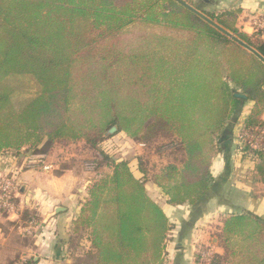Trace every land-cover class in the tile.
<instances>
[{"label":"trees","instance_id":"obj_1","mask_svg":"<svg viewBox=\"0 0 264 264\" xmlns=\"http://www.w3.org/2000/svg\"><path fill=\"white\" fill-rule=\"evenodd\" d=\"M203 13L264 55L260 33L239 32L228 14ZM248 101L243 131L260 138L259 148L238 151L264 183V64L208 22L175 0H0V154L47 159L65 141L83 142L94 168L111 165V175L88 187L74 224L95 264H167L171 233L147 191L142 158L135 168L124 155L116 161L108 143L171 140L185 159L163 167L153 184L171 207L200 206L217 191L212 165ZM24 216L39 220L34 211ZM218 236L224 255L210 264H264L258 217L232 214ZM84 259L78 264H90Z\"/></svg>","mask_w":264,"mask_h":264},{"label":"crops","instance_id":"obj_2","mask_svg":"<svg viewBox=\"0 0 264 264\" xmlns=\"http://www.w3.org/2000/svg\"><path fill=\"white\" fill-rule=\"evenodd\" d=\"M196 6L202 13L230 15L234 28L247 36L253 35V18L264 14V0H196ZM228 16L225 18L230 20ZM253 108L252 101L243 104L226 127L228 141L212 165L213 177L221 185L214 183L217 191L208 202L171 207L163 196L161 206L176 225L165 250L167 264H210L214 255H224L218 235L232 214L249 213L264 222V183L255 162L237 150L236 140ZM29 155L33 154L26 150L19 156L0 154V179L11 178L17 189L15 210L0 211V264H11L18 258L33 259L34 264H75L93 254L87 235L74 232L88 187L80 185L82 178L72 170L58 172L59 165L54 162H50L55 166L51 171L25 169ZM43 159L49 164L46 156ZM27 211L38 213L39 220H25ZM199 249L210 256L198 260Z\"/></svg>","mask_w":264,"mask_h":264},{"label":"rangeland","instance_id":"obj_3","mask_svg":"<svg viewBox=\"0 0 264 264\" xmlns=\"http://www.w3.org/2000/svg\"><path fill=\"white\" fill-rule=\"evenodd\" d=\"M211 13L212 12H208ZM237 140V150L239 148H242L243 150L245 147L241 143L239 137ZM129 144H132L133 147H130ZM148 145L144 146L141 144H135L134 143H127V140L123 137H116L114 141L109 142L107 147L109 150L112 148L115 153L114 157L116 161L119 160L121 155H124V158L129 159L132 162V167L135 168L137 164V159L140 157L142 158L141 167L146 170V175L144 176L143 180L145 181L148 188L149 195L156 200L157 202L160 201V204L163 203V195L162 192L158 193L160 189L155 188L157 186H153V188L150 189V186L153 184V178L156 174H159V172L162 170L163 167H165L168 164H176L181 167L182 162L185 159V155L182 152H176L175 146L172 143L171 140H162L157 141L150 145V143H147ZM135 146V147H134ZM112 149V150H113ZM92 150L85 146L83 142H71V141H65L64 143H61L60 145L56 146L54 148V151L52 154L48 157L49 164L53 165L58 164V172H61L62 170L65 171L64 168H68L73 171V174L76 176H79L80 179V185H83V188L89 187L97 178L101 176H108L111 175L112 169L111 165L107 166L106 164L93 168L96 164L93 163V154ZM47 161V162H48ZM50 164V165H51ZM93 165V166H92ZM145 165V166H144ZM44 164H25V169H32V168H40L44 170ZM140 168V166L138 165ZM55 168V166H52V169L48 170L51 171ZM47 171V170H44ZM139 176V174H137ZM82 176V177H81ZM9 178V177H6ZM11 179V178H10ZM12 180V179H11ZM14 181V180H13ZM88 182V183H87ZM16 194L17 189L14 193V199L16 203ZM4 212V211H3ZM2 213V212H1ZM5 213V212H4ZM170 219V217H169ZM171 219H174V217H171ZM170 219V220H171ZM34 219H31V222H33ZM179 226V225H177ZM176 225L173 224V220H171V233L168 239V242L172 238V231H174ZM167 242V244H168ZM201 251V249H199ZM199 251V252H200ZM87 262L90 264H95V260L85 257ZM84 259V260H85ZM167 260V258H165ZM20 260V261H19ZM80 260V258H79ZM21 258L14 261V263L21 262ZM78 264V261H75Z\"/></svg>","mask_w":264,"mask_h":264},{"label":"built area","instance_id":"obj_4","mask_svg":"<svg viewBox=\"0 0 264 264\" xmlns=\"http://www.w3.org/2000/svg\"><path fill=\"white\" fill-rule=\"evenodd\" d=\"M252 29H253V34L260 33L261 35L260 37L264 41V14L253 18ZM261 133L264 134V130H262ZM239 139L241 143L244 145V147L249 146L253 150H257L259 148L260 138L253 134H250V132L242 130L239 134ZM25 163L26 164L43 163L45 165L44 170L47 171L52 168L50 164L44 161L43 156L40 155H29ZM15 191H16V186L13 180L6 177L0 179V211L12 212L15 210V204L13 201ZM209 256L210 253L202 252L203 258H208ZM23 262L24 261H21L15 264H23Z\"/></svg>","mask_w":264,"mask_h":264},{"label":"water","instance_id":"obj_5","mask_svg":"<svg viewBox=\"0 0 264 264\" xmlns=\"http://www.w3.org/2000/svg\"><path fill=\"white\" fill-rule=\"evenodd\" d=\"M175 1L178 2L179 4H181L182 6H184L186 9L190 10L192 13H194L197 16H199L200 18H202L203 20H205L206 22H208L214 28H216L217 30H219L222 34H224L229 39H231L234 42H236L238 45H240L242 48H244L249 53H251L252 55H254L256 58H258L264 64V55L260 54L257 50H255L254 48H252L251 46H249L247 43H245L244 41H242L241 39H239L234 34L230 33L227 30H225L223 27H221L219 24H217L216 22H214L213 20H211L210 18H208L202 12L198 11L196 8L190 6L189 4L185 3L182 0H175ZM236 97L237 98H242V99H245L246 98V96H244V95H236ZM117 131H118V128L117 127H114V128H112L106 134V136L112 135V134L116 133ZM223 139H225V138H223Z\"/></svg>","mask_w":264,"mask_h":264}]
</instances>
